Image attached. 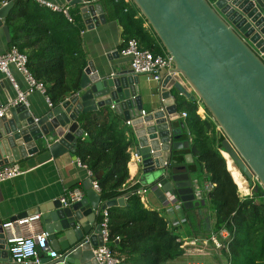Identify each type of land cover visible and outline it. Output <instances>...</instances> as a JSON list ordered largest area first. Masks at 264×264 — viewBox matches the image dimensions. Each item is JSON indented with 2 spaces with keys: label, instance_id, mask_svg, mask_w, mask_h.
<instances>
[{
  "label": "water",
  "instance_id": "water-1",
  "mask_svg": "<svg viewBox=\"0 0 264 264\" xmlns=\"http://www.w3.org/2000/svg\"><path fill=\"white\" fill-rule=\"evenodd\" d=\"M67 1L83 4L81 13L89 29L94 20L105 21L100 0ZM130 1L174 65L175 75L160 83L162 107L142 115L137 75L129 70L100 78L89 62L77 93L40 118L19 104L0 117V167L35 154L38 142L53 158L74 153L83 135L78 117L110 107L130 121L140 183L177 196L186 211L200 210L206 202L195 199L192 171L186 166L193 157L190 153L176 157L177 151H188L190 143L183 137L185 126L172 97L175 87L190 89L201 101L224 134L223 150L246 178H254L264 190V0ZM12 7L10 2L0 8V28L9 41L5 22ZM91 181H86L80 202L62 206L57 200L28 213H40L48 242L59 247L57 257L47 256L46 264H89L92 248L102 244L100 212L126 205L124 197L102 201ZM1 225L0 219V264H8L11 255Z\"/></svg>",
  "mask_w": 264,
  "mask_h": 264
},
{
  "label": "trees",
  "instance_id": "trees-1",
  "mask_svg": "<svg viewBox=\"0 0 264 264\" xmlns=\"http://www.w3.org/2000/svg\"><path fill=\"white\" fill-rule=\"evenodd\" d=\"M3 1L8 0L0 3ZM108 1L122 26L124 43L136 39L153 55L165 54L151 29L143 26L146 21L131 1ZM5 24L11 45L27 56L30 73L43 84L53 106L77 93L86 67L77 19L70 16L69 20L34 0H18L13 2ZM172 93L178 111L186 113L183 137L190 139L188 153L193 163L200 165L204 179L215 185L206 201L214 222L202 238L225 227L231 237L227 251L222 249L219 254L228 264H264V190L254 178H246L223 150L224 134L201 101L180 96L179 91ZM199 106L204 118L197 114ZM79 123L84 136L77 139L74 156L94 176L102 173L97 182L103 201L126 198L125 206L107 209L108 246L121 264H170L182 257L184 250L176 229H171L158 211L144 208L140 197L132 194L138 186L123 189L129 177L131 141L122 117L104 107L83 115Z\"/></svg>",
  "mask_w": 264,
  "mask_h": 264
},
{
  "label": "crops",
  "instance_id": "crops-1",
  "mask_svg": "<svg viewBox=\"0 0 264 264\" xmlns=\"http://www.w3.org/2000/svg\"><path fill=\"white\" fill-rule=\"evenodd\" d=\"M46 1L57 6L68 7V13L72 16V19L78 20L86 66L91 62L94 70L100 78L105 75H115L118 72L130 70V59L121 53L125 47L122 35L123 29L116 19L108 0L100 1L105 21L101 23L94 20V26L91 29L88 28L81 13L83 4L71 5L67 0ZM83 1L86 3L89 0ZM143 26L150 31L146 22H144ZM11 46V33L9 41L4 31L0 28V54L6 52ZM10 73L18 89L20 91H25L27 89V84L24 77L13 66L10 67ZM137 77L139 82V93L142 97L143 112L147 115L158 111L162 107L159 84L148 81L144 75H137ZM173 90L178 91L175 87ZM173 90H171V93ZM16 95L17 91L12 82L3 73H0V109L1 107H6L10 101L16 98ZM172 97L176 105L173 93ZM28 103V109L35 119L40 118L50 109L45 101V97L39 92L31 94L28 97ZM101 109L103 108H99L98 111ZM177 113L179 114L180 120L183 121L180 117L182 112L180 113L177 109ZM197 114L201 118L205 117L202 107H198ZM82 116L83 115H80L77 119L79 128H81L79 122ZM122 121L128 129V136L131 141V146L129 148L130 160L127 164L129 177L123 189H128L134 186L143 189L144 193L140 197V200L144 208L147 210L158 211L160 215L166 219L167 223L172 220L180 219L181 217L187 218L188 222L182 225L184 227L180 226L178 228V234L181 238H202L203 236H206L214 222L213 215L208 209L207 202L204 206L200 207V210L193 209L187 211V213L181 210L173 211L168 214L164 206L165 193L160 190L153 191L148 188V186H144L140 183V165L134 152L135 144L133 131L132 128L127 125V121L123 117ZM173 125L174 127H178V122L174 121ZM83 136L84 132L82 137ZM37 147L38 152L17 162L21 167L20 175L0 182V219L2 223L25 216L36 215H29L28 213L36 210L38 207H43L45 204L59 200L62 195L73 188H80L85 192L84 186L86 181L91 179L88 177L87 169L76 163L77 159L74 156V153H66L60 157L53 158L44 148L42 142H38ZM187 153L188 151L186 150L177 151L176 157L177 159H181V157ZM182 162H184V160ZM192 164L186 166L189 167V165ZM189 169L192 171L193 180H197V176L194 174L197 167L195 166L193 168L190 166ZM202 174H204L203 171ZM189 214L193 219H190ZM34 230H44L41 220L36 223ZM60 236V234H57L58 238ZM48 245L53 251L60 253L57 250L59 247L56 246V249L54 242L49 241ZM47 256V254L40 255L35 264L48 263L50 259H48ZM7 263L13 264L12 259H8ZM89 264H95L93 257L89 260Z\"/></svg>",
  "mask_w": 264,
  "mask_h": 264
},
{
  "label": "built area",
  "instance_id": "built-area-1",
  "mask_svg": "<svg viewBox=\"0 0 264 264\" xmlns=\"http://www.w3.org/2000/svg\"><path fill=\"white\" fill-rule=\"evenodd\" d=\"M18 0H8L0 3V8L6 6L10 2ZM39 6L50 9L53 12L63 13L70 20L68 13V7L57 6L51 4L46 0H34ZM130 0H124L125 3H129ZM122 55L130 59V70L134 75H144L148 81L159 84L165 77H173L174 65L171 57L168 54L153 55L149 50H144L140 47L136 39H129L125 43L124 49L121 51ZM27 56L20 52L16 46H11L6 52L0 54V73H3L13 84L17 91L16 98L6 106L1 107L0 117L12 106L23 105L26 108L29 107L28 97L39 92L45 97V101L49 108H52V102L45 93V88L42 83L38 82L30 73L28 67ZM13 66L25 79L27 89L20 91L17 85L14 83L10 67ZM180 96L186 98L195 97L190 89L179 91ZM199 103V102H198ZM200 107V106H199ZM142 115L145 113L142 111ZM180 117L184 120L186 113L182 112ZM127 125L130 121L126 122ZM187 135H189L187 133ZM190 141V139H189ZM76 163L87 169L85 165L81 164L77 159ZM21 174V167L17 163L3 165L0 167V182L17 177ZM88 177L92 179L91 189L98 195L101 190L97 180L94 179V175L87 169ZM214 184L209 181H204L200 184L197 180L192 181V189L194 197L197 201H207L208 193L214 188ZM144 190L137 187L132 194L141 197ZM164 206L166 212L169 214L173 211H181L182 203L177 196L171 193L164 194ZM85 197V192L80 188H73L68 190L59 199L62 206H71L77 202H80ZM249 197H252L250 194ZM264 198V195L262 196ZM124 200L126 198L124 197ZM40 221V215L25 216L19 219H14L2 223V230L5 236V242L8 246V251L11 255L13 264H35L40 255L47 254L51 258L57 257V253L53 251L48 245L49 233L45 230H34L36 223ZM188 222L187 218L181 217L180 219L172 220L168 222V226L171 229H178L180 226ZM98 226L100 227L99 235L102 239V244H97L92 248V255L95 264H121V259L117 257L115 253L108 246V226H109V214L107 209L102 210L99 216ZM229 230L225 227L221 228L216 233H211L208 238H179L177 241L181 243L180 248L184 250V254L187 248L192 249L193 252H203L204 250L213 249L220 251L226 248V243L230 241ZM222 264H228L226 261Z\"/></svg>",
  "mask_w": 264,
  "mask_h": 264
},
{
  "label": "rangeland",
  "instance_id": "rangeland-1",
  "mask_svg": "<svg viewBox=\"0 0 264 264\" xmlns=\"http://www.w3.org/2000/svg\"><path fill=\"white\" fill-rule=\"evenodd\" d=\"M197 164V163H196ZM193 164V168L196 166L197 169L195 171V176H197V181L202 184L204 181V175L202 174V170L200 165ZM193 174V175H194ZM190 219H193L189 214ZM186 226V225H185ZM184 227V226H182ZM176 233H178V229H176ZM218 258V260L215 259ZM226 260L223 256L219 254L218 251L211 249L204 250L203 252H193L192 249L187 248L185 254L173 261L170 264H222Z\"/></svg>",
  "mask_w": 264,
  "mask_h": 264
}]
</instances>
